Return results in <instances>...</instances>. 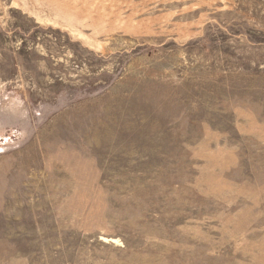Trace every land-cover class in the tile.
<instances>
[{"label": "rangeland", "instance_id": "obj_1", "mask_svg": "<svg viewBox=\"0 0 264 264\" xmlns=\"http://www.w3.org/2000/svg\"><path fill=\"white\" fill-rule=\"evenodd\" d=\"M0 264H264V0H0Z\"/></svg>", "mask_w": 264, "mask_h": 264}]
</instances>
